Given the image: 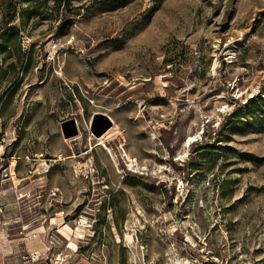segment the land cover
I'll return each mask as SVG.
<instances>
[{"label": "rangeland", "instance_id": "1", "mask_svg": "<svg viewBox=\"0 0 264 264\" xmlns=\"http://www.w3.org/2000/svg\"><path fill=\"white\" fill-rule=\"evenodd\" d=\"M35 1L0 0V264H264V0Z\"/></svg>", "mask_w": 264, "mask_h": 264}, {"label": "water", "instance_id": "2", "mask_svg": "<svg viewBox=\"0 0 264 264\" xmlns=\"http://www.w3.org/2000/svg\"><path fill=\"white\" fill-rule=\"evenodd\" d=\"M112 126L113 124L107 116L96 113L92 117L90 131L95 138H99ZM62 133L64 139H70L77 136V129L75 128L73 120L67 121L65 124H63Z\"/></svg>", "mask_w": 264, "mask_h": 264}, {"label": "trees", "instance_id": "3", "mask_svg": "<svg viewBox=\"0 0 264 264\" xmlns=\"http://www.w3.org/2000/svg\"><path fill=\"white\" fill-rule=\"evenodd\" d=\"M27 4L30 5L31 13L32 14H37L38 12V6L37 1L35 0H23ZM129 3V0H104V5L116 8V7H121ZM5 47V43L0 45V51H3ZM249 103L253 104L252 108L256 109V111H261L262 108H264V97H253L249 100ZM261 107H260V106Z\"/></svg>", "mask_w": 264, "mask_h": 264}]
</instances>
